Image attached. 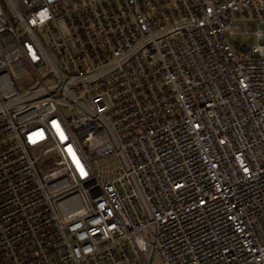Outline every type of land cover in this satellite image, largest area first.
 Listing matches in <instances>:
<instances>
[{
	"label": "built area",
	"instance_id": "2783aa9c",
	"mask_svg": "<svg viewBox=\"0 0 264 264\" xmlns=\"http://www.w3.org/2000/svg\"><path fill=\"white\" fill-rule=\"evenodd\" d=\"M236 22L264 0H0V264H264Z\"/></svg>",
	"mask_w": 264,
	"mask_h": 264
},
{
	"label": "rangeland",
	"instance_id": "374dc122",
	"mask_svg": "<svg viewBox=\"0 0 264 264\" xmlns=\"http://www.w3.org/2000/svg\"><path fill=\"white\" fill-rule=\"evenodd\" d=\"M258 27L264 30V25H259L255 22H236L233 26L235 33L230 36L231 42L236 45L264 43V37L257 39L253 33ZM244 30H247V33H242Z\"/></svg>",
	"mask_w": 264,
	"mask_h": 264
}]
</instances>
